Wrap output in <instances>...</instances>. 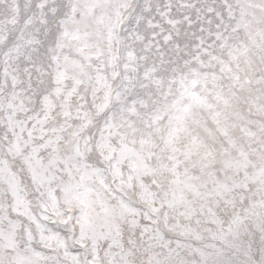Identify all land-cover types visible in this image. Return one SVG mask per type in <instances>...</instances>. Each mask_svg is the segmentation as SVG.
Masks as SVG:
<instances>
[{
  "label": "snow or ice",
  "instance_id": "1",
  "mask_svg": "<svg viewBox=\"0 0 264 264\" xmlns=\"http://www.w3.org/2000/svg\"><path fill=\"white\" fill-rule=\"evenodd\" d=\"M0 264H264V0H0Z\"/></svg>",
  "mask_w": 264,
  "mask_h": 264
}]
</instances>
